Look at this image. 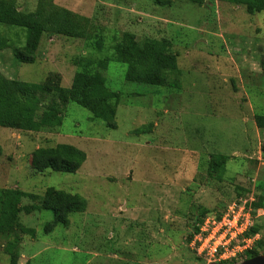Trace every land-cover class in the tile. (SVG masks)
Here are the masks:
<instances>
[{
    "label": "rangeland",
    "instance_id": "obj_1",
    "mask_svg": "<svg viewBox=\"0 0 264 264\" xmlns=\"http://www.w3.org/2000/svg\"><path fill=\"white\" fill-rule=\"evenodd\" d=\"M27 19L45 26L34 63L12 51L29 36L16 21ZM54 19L69 21V35L49 27ZM147 42L176 55L181 73L167 77L178 89L126 80L117 47ZM139 60L138 70L149 65ZM77 61L120 93L119 127L73 102L57 128L0 126V188L38 195L7 196L35 233L0 234V264H208L190 242L199 223L233 203L251 209L247 236L264 254V129L255 119L264 115V11L250 14L237 0H0V80L40 83L51 72L72 75ZM156 112L158 132L172 127L177 137L134 132ZM59 143L86 152L80 169L34 171L32 153ZM222 150L227 163L212 175L208 156ZM49 187L82 196L86 207L46 233L53 212L24 207L38 205Z\"/></svg>",
    "mask_w": 264,
    "mask_h": 264
},
{
    "label": "trees",
    "instance_id": "obj_2",
    "mask_svg": "<svg viewBox=\"0 0 264 264\" xmlns=\"http://www.w3.org/2000/svg\"><path fill=\"white\" fill-rule=\"evenodd\" d=\"M237 2L245 6L250 14L264 11V0H237ZM21 21L19 20V22ZM52 21L54 24L49 25L52 30L56 29L59 31H57L58 33L69 35L68 20L67 22L63 19H54ZM19 22L16 21V24L25 26L29 31V36L25 44L13 47L14 58L18 62L34 63L36 61L35 53L45 31L44 23L32 19H27L22 24ZM54 32L57 33L56 31ZM153 41L155 42V40ZM149 42L143 48L139 46L137 49L132 46H128V48L117 47L116 59L128 64L125 74L126 80L153 86H166L168 88L175 86L178 89L180 84L178 86L176 82L173 83L174 81L167 77L170 72L178 75L181 73L176 55L166 54L167 52L163 54V50L152 47ZM148 45L150 46L148 47ZM165 45L163 44V48ZM135 50L136 52H134ZM151 52L157 55L152 56ZM139 59L142 60V63L147 62L149 64L143 70L136 68V65H140ZM99 64L103 65L104 63L99 61ZM90 65V62L77 61V69L70 87L63 86V77L59 72H51L40 83L22 80L8 82V80L1 79L0 126L27 131L57 128L63 124L65 105L73 102L88 109L92 116L100 120L106 127L116 129L118 127L117 111L121 103V95L119 96V92L116 93L110 89L107 86L106 78L99 72L93 71ZM255 119L258 127L264 129V115L258 114ZM153 126V122L145 123L135 129L134 132L137 134L140 132H151ZM1 154L2 148L0 147ZM217 156L218 158L220 157V160L212 161ZM86 159V152L76 145L59 143L54 147L35 150L31 155V166L34 171L40 173L47 170L75 173ZM227 159L226 155L212 154L209 158L211 160L209 164L210 173L214 175L219 171H223ZM8 195L30 196L34 199L38 197L36 194L0 188V234L8 235L16 231L34 234L33 228L26 227L20 223L19 213L21 208L16 202L8 199ZM85 207L86 201L82 196L49 187L41 197V202L38 205H27L24 209L27 212L51 210L53 219L47 222L45 226V232L49 233L57 225L66 224L70 213L83 211ZM254 233L252 231V234ZM257 255H259L257 247L246 252V258ZM221 262L229 264L228 261Z\"/></svg>",
    "mask_w": 264,
    "mask_h": 264
},
{
    "label": "built area",
    "instance_id": "obj_3",
    "mask_svg": "<svg viewBox=\"0 0 264 264\" xmlns=\"http://www.w3.org/2000/svg\"><path fill=\"white\" fill-rule=\"evenodd\" d=\"M249 212L246 204L233 203L220 218H205L190 242L191 248L212 262L232 260L252 249L253 239L247 236L252 225Z\"/></svg>",
    "mask_w": 264,
    "mask_h": 264
},
{
    "label": "crops",
    "instance_id": "obj_4",
    "mask_svg": "<svg viewBox=\"0 0 264 264\" xmlns=\"http://www.w3.org/2000/svg\"><path fill=\"white\" fill-rule=\"evenodd\" d=\"M179 61V60H178ZM61 74H62V77H63V80H62V84H63V86H65V87H70L71 86V84H72V80H73V77H74V74H75V72L72 74V75H70V74H68V75H66V74H64V72H60ZM118 112V111H117ZM156 114V117L154 118V122L153 121H151V122H153V124H154V126H153V128H152V131L151 132H156L157 134H158V136H160L162 139L165 137V136H167L169 139H172V138H175V137H177V132H178V130H177V132H175L176 131V129H172V127H170L169 128V130H168V135H163V133H161V132H158L159 130H158V124H159V122H161L160 120H162V117H160V118H158L159 117V115H158V113L156 112L155 113ZM159 121V122H158ZM117 122H118V127H119V120H118V113H117ZM149 123V122H148ZM117 127V128H118ZM116 128V129H117ZM176 128H177V126H176ZM135 129H137V128H135ZM134 129V130H135ZM172 130V131H171ZM2 132V131H1ZM65 137H67L68 139H70V137H68V136H66L65 135ZM164 140V139H163ZM167 143H169L168 141H166ZM165 143V142H164ZM71 144V143H70ZM74 145V144H73ZM99 148H102V147H99ZM217 153H219V152H217ZM220 153L221 154H225V155H228L229 153L228 152H225V151H220ZM210 154H209V156H208V158H210ZM114 160L113 159H111L110 160V162H112V163H115V162H113ZM235 173V176L236 175H238L239 177H242V173H240V172H234ZM243 179V178H242Z\"/></svg>",
    "mask_w": 264,
    "mask_h": 264
},
{
    "label": "water",
    "instance_id": "obj_5",
    "mask_svg": "<svg viewBox=\"0 0 264 264\" xmlns=\"http://www.w3.org/2000/svg\"><path fill=\"white\" fill-rule=\"evenodd\" d=\"M208 264H227L223 262H210ZM238 264H264V254H259L254 257L247 258Z\"/></svg>",
    "mask_w": 264,
    "mask_h": 264
}]
</instances>
